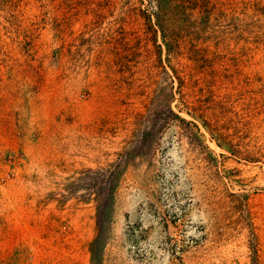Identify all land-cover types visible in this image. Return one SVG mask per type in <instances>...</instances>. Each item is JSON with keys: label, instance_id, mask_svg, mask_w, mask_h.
Here are the masks:
<instances>
[{"label": "rangeland", "instance_id": "rangeland-1", "mask_svg": "<svg viewBox=\"0 0 264 264\" xmlns=\"http://www.w3.org/2000/svg\"><path fill=\"white\" fill-rule=\"evenodd\" d=\"M0 264H264V0H0Z\"/></svg>", "mask_w": 264, "mask_h": 264}]
</instances>
